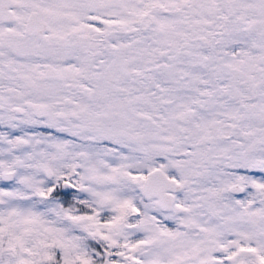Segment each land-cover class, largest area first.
I'll return each mask as SVG.
<instances>
[{
  "label": "snow or ice",
  "instance_id": "snow-or-ice-1",
  "mask_svg": "<svg viewBox=\"0 0 264 264\" xmlns=\"http://www.w3.org/2000/svg\"><path fill=\"white\" fill-rule=\"evenodd\" d=\"M0 264H264V0H0Z\"/></svg>",
  "mask_w": 264,
  "mask_h": 264
}]
</instances>
